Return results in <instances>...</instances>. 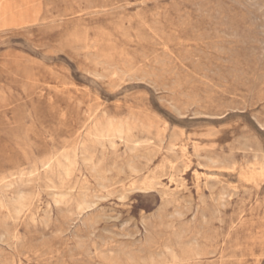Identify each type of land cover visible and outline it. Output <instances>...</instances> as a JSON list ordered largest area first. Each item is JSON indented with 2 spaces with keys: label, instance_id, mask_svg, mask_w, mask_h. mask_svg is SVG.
Masks as SVG:
<instances>
[{
  "label": "rangeland",
  "instance_id": "1",
  "mask_svg": "<svg viewBox=\"0 0 264 264\" xmlns=\"http://www.w3.org/2000/svg\"><path fill=\"white\" fill-rule=\"evenodd\" d=\"M0 264H264V0H0Z\"/></svg>",
  "mask_w": 264,
  "mask_h": 264
},
{
  "label": "bare ground",
  "instance_id": "2",
  "mask_svg": "<svg viewBox=\"0 0 264 264\" xmlns=\"http://www.w3.org/2000/svg\"><path fill=\"white\" fill-rule=\"evenodd\" d=\"M123 53V52H122ZM147 188H151V185H148ZM40 189V188H39ZM149 191V190H148ZM220 215V214H219ZM157 217V216H156Z\"/></svg>",
  "mask_w": 264,
  "mask_h": 264
}]
</instances>
